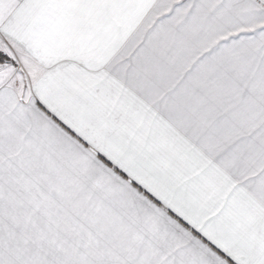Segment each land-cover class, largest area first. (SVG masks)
<instances>
[{
  "label": "snow or ice",
  "instance_id": "obj_1",
  "mask_svg": "<svg viewBox=\"0 0 264 264\" xmlns=\"http://www.w3.org/2000/svg\"><path fill=\"white\" fill-rule=\"evenodd\" d=\"M0 264H264V0H0Z\"/></svg>",
  "mask_w": 264,
  "mask_h": 264
}]
</instances>
